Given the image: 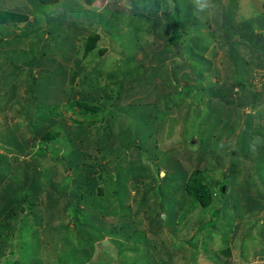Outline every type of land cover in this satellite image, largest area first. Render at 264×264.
I'll use <instances>...</instances> for the list:
<instances>
[{"label":"rangeland","instance_id":"1","mask_svg":"<svg viewBox=\"0 0 264 264\" xmlns=\"http://www.w3.org/2000/svg\"><path fill=\"white\" fill-rule=\"evenodd\" d=\"M223 1L226 3L225 6H227L229 0ZM238 1L236 12H234L235 23L237 25H241L243 20L245 21L246 19L257 21L255 20L256 15L264 13V0ZM189 3H197V0H185V5ZM43 6L45 14L40 12L36 16L33 14V7L28 1H20L15 6L12 0H0V9L15 10L20 14H28V18L24 21L17 20L6 24L10 26L7 30L12 32V34L8 33V35L4 36L2 32L0 33V38L2 39L0 40V66H2L0 67V141L5 138L10 140L18 139V141L23 142L26 135L32 136L31 126L24 130L21 129L24 119L27 118L28 120L32 115L35 116H32L35 119L39 108L43 107L41 105H52L60 101V99L62 103H65V105L61 106L60 110L66 115V118H69V125L76 126V122L73 119L85 120L84 114H78L79 112L76 113L70 110L69 101L71 93L67 89H63L66 87L71 88V91L82 89L84 75L92 71L98 61L103 66L100 92L105 95L104 98L110 96L114 100L116 95L113 90H116L118 87L117 82L123 78L122 75L124 76L126 72L135 71V68L139 65L138 62L141 59L143 60V58L145 60L144 54L148 55L145 61V68H148L159 59L155 55L166 52V39L157 38L154 41L146 35V39H143L144 45L142 51L144 52L137 54L138 62L135 60L131 65L121 68L122 53L119 48L114 50L111 43V35L102 32L94 51L90 55H84V46L88 40V36L103 30H90L91 25L96 23L93 20L96 19V21L101 22L104 19L110 23L122 22L124 14H121L120 11H129V8L132 6V0H93L91 4L86 0H55L53 2L48 1ZM55 17H57V20L50 21V19ZM224 17L223 13L213 10V12L207 13L206 16L199 13L197 18L186 24L189 34H185L184 38H188L196 32L205 36L214 35L205 53L208 58L213 60L212 67L206 72L205 79L200 82L195 81L194 78L197 77L196 71L200 68L198 67V63H192L196 68L190 69L193 73L191 76L192 80L187 82L182 79L178 87V90L183 91V85L193 86L191 93L198 100L194 99L195 101H193L192 96L187 97L183 93L174 94V88L162 87L164 86L162 79L155 80L148 92L140 93L133 98L141 102H154L160 94L165 95L166 100H168V94L171 98L174 94L177 98H180V96L184 97L185 100L183 104H174L171 100L169 103L162 101L155 116L152 115L148 118L155 127L158 125L157 120L161 119L159 122L162 125H159V129L157 128L159 133L156 134L154 132L156 130H151L148 123V127L143 128L144 132L140 133L139 137V140L145 141L138 142V144H145L146 142L149 145L154 144L155 137H158L160 149H177L161 153L157 148L156 156L162 154L160 156L161 161L157 163L144 156L140 161V164L142 163L140 167H151L152 176L150 180L145 179V182L152 183L155 190L149 191L148 188L145 189L141 192L142 194L145 193L144 201H138L136 204L132 203L133 216H131L130 220L134 221L138 231L136 230V233L133 229H130V231L134 239L139 240L141 238L139 242L140 246L146 247L145 245L149 242L148 244L151 246L149 247L150 250L141 253L137 250V253L141 254L137 257L134 253L136 251L134 250L133 252L130 249L128 251L130 259L123 256V254V258L114 261L113 264H127V262L129 264H220L223 260H229L232 264H253L255 262L264 264V135L258 133V130L264 126V100H260L256 105H253L254 103H251L252 97L240 93L238 86L235 85V75L232 74L234 63L231 64L229 60L227 61L229 59L227 53L229 44H226L225 47L222 39L223 32L226 31L223 25ZM189 18L186 21H189ZM66 19L67 21L64 24V20ZM91 20L92 22H90ZM33 23L35 25L31 26ZM249 23L251 22L248 21L247 24ZM122 25L121 33L129 30L127 24L124 25L122 23ZM221 27L223 31H219ZM1 28L6 30L7 27L1 26ZM47 30L51 36L49 40V44L52 45L51 51L56 52V54L41 61L46 65H53V68H47V72L44 75L40 78H34L29 70L32 68L31 64L26 63V60L30 57L24 54V49L28 50L26 47L27 43H29L27 36L29 35V38L32 40L36 33L45 32L44 38H46L49 33ZM24 31L30 34L27 35ZM261 31L264 32V30ZM187 41L190 42V40ZM117 45L116 43L114 46ZM247 45L248 43L241 46L240 53L249 62L245 67L249 73L247 75L248 79L253 84V90L256 89L257 91L264 92V55L258 52L256 48L248 50ZM100 49H104V51L101 52ZM133 49L131 47L127 49V52ZM75 52L76 55L69 62L68 69L69 72L75 73V79L71 81L70 74L67 75L65 81L61 76L52 79L51 72L54 75L57 74L56 71L63 72L55 64L58 61L61 62L63 59L68 62L67 58L70 59ZM35 53L36 51L34 53L31 51L28 54ZM174 53V49L167 52V54H172L173 58H180L178 53ZM25 66L29 69L24 70ZM34 70L37 74L39 69L35 68ZM190 70L188 68L184 69L189 74L191 73ZM237 76L240 77L239 74ZM58 78L62 83L55 81ZM10 80H13V82H10ZM136 86H141V84ZM14 87L18 98L17 100L14 98L9 100L17 105L16 111L11 109L10 102L6 99L2 100L3 98L1 97L2 93L9 94ZM232 87H234L233 92L229 91ZM214 88L215 90H226L227 92L225 91L223 94L217 93L211 97L209 93L212 94ZM186 89L189 90V88ZM227 95L229 96L228 99L225 98ZM84 97L85 95L83 94L82 98L84 99ZM242 97H246L248 101V104L245 106L239 104ZM25 102L27 105L23 108ZM197 102L200 103L196 106L195 111L192 107L190 109V105L194 103L193 106H195ZM22 103L24 104L22 105ZM20 106L22 107L19 109ZM117 108H113L111 103H108L107 109L100 113V117H103L104 114L108 118L111 117L106 120L105 125L111 126L115 130L120 128L125 131L126 126L128 134L133 136L132 139H135L137 137L135 135L136 131L130 130V126L137 124L133 108L130 107L128 113L123 110V104L121 103H119ZM111 110L113 111L110 114ZM187 111L189 116L185 115V118L182 114L187 113ZM147 113L150 114L151 112L147 111ZM164 114H166L165 117ZM249 114H254L252 137L250 136L251 130L247 127L250 122L248 121ZM110 120L114 121L110 124L108 123ZM102 122L98 120L97 124L93 123L90 126V132L88 133L91 146L90 143H87L84 148L89 152H93L94 156H99L100 152L96 145V140L98 139L96 129ZM249 130L250 133L248 134ZM62 132L55 141L56 143H54L56 146L62 148L61 155L68 153L72 148L69 145L68 135H66L64 130ZM98 135L107 137V140H102V146L105 147L106 142L109 145L112 142V139L108 135V130L103 128L102 134ZM45 145L43 144V147ZM117 145L115 146V150L111 149L114 153L121 150L126 151L120 144ZM1 146L3 145L0 144ZM16 150L21 155L22 151ZM119 153H122L123 158L125 157L123 151ZM127 153L126 159L114 160L116 169L121 174L125 172L121 166L136 169L138 164L134 161L135 158L133 159L132 155H130V151H127ZM41 154L40 150H35L34 153H27L23 157L30 164L36 163L38 165V159L43 157ZM53 154L57 155L58 153H54L53 150L51 152L47 151L46 156L41 159L49 168H53L58 162L56 159H53ZM103 155L105 156L104 159L100 158L101 155L98 157L99 162L102 164L113 156V154H109V150L108 154ZM127 159L129 160L127 161ZM26 161L23 163H27ZM158 164L164 167L160 176L157 173ZM57 167L61 168L60 165ZM12 168L15 169V166ZM60 168H58L60 174L57 175V179L60 180L61 175L64 173L75 178L73 171L65 170L62 173ZM186 168L189 170H202L201 178L205 179V182L209 183L214 189V202L211 206L212 209L205 210L197 203L198 206L190 207L186 217L181 218V211L179 213L175 211L185 203V193L182 191V188L184 178L187 175ZM167 172L173 175L172 179L165 180L163 178ZM131 175L134 177L136 172L131 173ZM106 179H108V175L103 173V176L99 179V185L97 184L95 188L96 192H85L83 199H86L87 202L81 203L82 209L86 206L82 212L91 210V207L93 211H99L110 205L109 199L111 198L110 191L112 188L109 186L110 182H107ZM152 179L155 181H152ZM221 184H223V191L227 188V193H222V197L217 192V188ZM117 186V184H113V188H117ZM141 186L144 187L143 184ZM100 187L104 191L103 194L98 193ZM129 187L130 183L123 187L124 191L122 193H126ZM116 199L119 201L117 203L118 211L110 212L105 218L108 226L115 225L118 222V218L123 216V212L119 211L123 208V203H127L126 199L121 194L119 195V193ZM61 201L67 200L61 199ZM161 201H164L163 207L166 209L168 219H165L166 213L161 216L165 224L162 225L160 221L159 224L162 225V229L158 230L156 227L155 229L152 227L154 223L150 219L153 217V214L149 206L160 207ZM171 201L176 204V207L170 209ZM138 206L145 207L140 213L141 218H138L136 215V207ZM216 207H221V209H217ZM85 215L84 218L88 219L89 214ZM217 218L219 222H217ZM214 221L216 223L215 227H213ZM79 223L77 222V226L80 227ZM203 224L206 226H203ZM42 228L48 229L46 226H42ZM42 228L41 230L43 231ZM70 230V232L77 235V240L81 241L69 249L66 246V248L61 250H53L55 243L52 246L48 243L44 246L46 247L45 249L40 250L37 246H34V240L28 237L27 240L31 241L30 246L33 247L23 250L25 253H20L21 264H78L83 262V259L86 260V264H104L98 258L100 257V251L103 249L109 251L108 246L114 245L113 239L109 237L110 235H107L106 232L103 233V236L99 235V240L94 243V247H91V244H88V241H82L84 237L79 235L81 232H84L83 230H78L74 227ZM96 234L94 237H96ZM42 238L48 239L49 236L44 235ZM65 239V235L62 236L61 242H65ZM133 244L134 240L127 241L128 247ZM228 245L231 248L230 255H226L222 251ZM133 247L136 246L133 245ZM125 251L122 250L121 252L124 253ZM50 254L52 255L47 256ZM28 256H35L37 258L34 259ZM93 260L94 262L92 263Z\"/></svg>","mask_w":264,"mask_h":264},{"label":"trees","instance_id":"2","mask_svg":"<svg viewBox=\"0 0 264 264\" xmlns=\"http://www.w3.org/2000/svg\"><path fill=\"white\" fill-rule=\"evenodd\" d=\"M12 1L15 6L16 4H19L20 1H28V3L33 7V14L37 16V13L40 12L45 14L43 5H46V2H53L55 0ZM86 1L90 4L93 3V0ZM206 2H209L207 3L208 6L202 10L198 3H189L185 5V0H132V6L129 8V11H120L121 14H124V16L122 15V22L110 23L104 20V17L102 18L103 21L101 22L96 21V19H92L93 22L95 21L96 23L91 25L90 30H103H100L99 33L96 32L88 36V40L84 46V55H90V53L94 51L98 41L101 38L102 32L111 35V43L114 50L119 48L120 52L122 53L123 57L121 64L122 66H120L121 68L131 65V63H134L135 60L138 62L137 54H139V52H144L142 51L144 45L143 39H146V35L151 37L154 41L157 38L166 39V52L163 54L161 52L160 54L155 55V57H158L159 59L148 68H145V61L148 58V55L144 54L145 60L143 58V60L141 59L138 62L139 65L135 68V71L126 72L124 76L122 75L123 78L117 82L118 87L116 90H113L116 95L114 100L110 96L104 98L105 95L100 92V88L102 86L101 78L103 77V66H101L100 61H98L97 65L92 69V71L84 75L82 79V89L73 91L70 90L71 88L69 89L67 87L63 89H67V91L71 93V98L69 101L70 110H73L76 113L79 112L78 114H84V117H86L85 120L73 119V121L76 122V126L69 125V118H66V115L60 110L61 106L65 105V103H62L60 99V101H57L52 105H41L43 107L39 108V112H37L35 119L32 117L34 115L29 117L28 120L24 117L25 119L21 129L24 130L31 126L32 136L26 135V138L23 142L18 141V139H1L0 144L3 146L0 147V264H21L20 253H25L23 250L33 247L30 246L31 241L27 240L28 237H31L34 240V246H37L40 250L43 248L45 249L46 247L44 246L48 243L51 246L53 243H55L53 250H61L66 248V246L69 249L71 246L76 245L81 241L77 240L76 234L70 232V229L73 227L84 231L79 235H82L84 237L82 241H88L87 243L91 244V247H94V243L99 240V235L103 236L104 232H106L107 235H110L109 237L113 239L114 245L108 246L109 251H106V249L100 251V257L98 258L104 264H113L114 261H117L120 258L122 259L123 256L130 259V254H128L130 249L133 252L134 250L136 251L134 253L137 255V257L141 255L137 253V250H139L140 253L148 252L150 250L149 247L151 246L148 244L149 242L145 245L146 247L140 246L139 242L141 238L139 240L134 239L130 231V229H133L135 232L138 229L135 227L134 221L130 220L131 216H133L132 203L136 204L138 201H144L145 193L142 194L141 192H143L145 189L148 188L149 191L155 190L152 183L145 182V179L150 180V177L152 176V171L150 169L151 167H143L147 170L143 169L140 167L142 165V163L140 164V161L144 156L147 159L149 158L151 161L154 160L157 163L161 161L160 156L162 155L156 156L157 148L161 153L171 150L175 151L177 149H160L158 146V137H155L154 144L149 145L146 144L147 142L145 144H138V142L145 141L139 140L140 133L144 132L143 128L148 127V123L150 124L151 130H156L154 131L156 134L159 133V125H162V123L159 122L161 119L157 120L158 125L155 127L150 122L151 120H148V118L152 115L155 116V113L159 110V106L162 104V101L169 103L171 100L174 104H183L185 98L181 96L180 98H177V96L174 94L183 93L187 97L192 96L193 101H195L194 99L197 98H195L191 93V88L193 86L183 85V91L178 90L181 80L184 79L187 82L192 80L191 76L193 73L191 70H193V68L196 69L192 63H198V67L200 69L196 71L197 77L194 79L197 82L203 81L205 79L206 72H208V70L212 67L213 63V60L208 58L205 53L208 50L214 35L211 34V36H205L196 32L190 35L188 38H184L185 34H189L186 28L187 22H191L193 19L197 18L199 13H201L203 16H206L207 13H210L211 11L213 12V10H217L218 12H221L225 15L223 25L226 28V31L223 32L222 39L225 47L226 44H229V48L227 50L229 59H227V61L229 60L231 64L234 63V66L232 67V69L234 68L232 70V74L235 75V85L238 86V91L240 93H243L245 96L252 97L251 103H254L253 105H256L260 100H264L263 91L252 89L253 84L248 79L249 77L247 75L249 73L245 68L249 62L240 53L241 46L248 43V50H253L256 48L258 52H261L264 55V32L261 31L264 30V13H259L256 15L255 20L257 21L246 19L245 21L243 20L241 25H237L235 23L234 12H236V7L239 3L238 0H229L227 6H225L226 3L223 0H206ZM73 8L76 10L75 7ZM27 15L28 14H20L15 10L0 9V25L7 27L5 30L0 26V33L2 32L4 36L8 35V33L12 34V32L7 30L10 26L6 24L17 20L24 21L28 18ZM188 17H190L189 21H186ZM51 20H57V17L50 19V21ZM92 20L90 22H92ZM66 21L67 19L64 20V24ZM248 21L251 23L247 24ZM195 22L197 21L195 20ZM122 23L129 26V30H127L125 33H121L120 31L123 27ZM33 25H35V23L31 24V26ZM257 29H259V31H257ZM219 31H223L222 27ZM24 32H26L27 35L30 34L27 33V31ZM44 33H36L32 40L28 35L27 40L29 43L26 45L28 50L24 49L25 56L27 54V56L30 57L28 60H26V63H30L32 66L30 69L26 68L27 66H25L24 70L29 69L34 78H40L47 72V68H53V65H46L41 61L42 59H48L51 57V55L55 56L56 54V52L51 51L52 45L49 44V40L51 38L50 32L46 38H44ZM0 40L2 39L0 38ZM187 40H190V42ZM116 43L118 45L114 46ZM131 47L134 49L130 52H127V49ZM171 49H174L175 53H178L180 58H173L172 54H167V52L171 51ZM31 51H33V53L36 51V53L28 54ZM100 51L103 52L104 49H100ZM75 55L76 52L71 56L70 59L67 58L68 62L63 58L61 62L58 61V63L55 65L59 66L63 72L56 71L57 74L55 75L51 72V78L53 79L54 77L61 76L65 81L67 75L70 74L71 81H73L75 79V73H71V71L69 72L68 69L69 62L73 60ZM35 68L39 69L37 74L34 70ZM186 68L189 70L192 68L190 70L191 75L184 71ZM238 74L240 77L237 76ZM113 77H115V75H113ZM157 79H162L164 81V86L162 87H170L175 89L172 98L168 94V100H166L164 97L165 95L163 96L160 94L158 99H156L154 102H141L140 100L138 101L133 99L140 93L148 92L152 84H154V81H158ZM55 81L62 83L59 78ZM10 82H13V80H10ZM134 84H141V86H136ZM85 87H87V89H85ZM186 88H189V90ZM233 88L234 87L229 89V91H232ZM3 91L5 92V90ZM225 91L217 89L215 90L214 88L212 90L213 93H209V95L212 97V95H216L217 93L223 94ZM83 94L85 95L84 99L82 98ZM228 95L225 98L228 99ZM1 97L3 98L2 100L6 99L8 102H10L11 109L16 111L17 105L9 100L11 98L17 100L18 98L15 93V87L11 89L9 94L2 93ZM127 100H129V102H127ZM108 103H111L115 109H118L117 106L119 103L123 104V110L127 113L130 107L133 108V114L136 115L137 124L130 126V130L136 131L135 135H137V137L135 139H132L133 136L128 134L126 126L125 131L120 128H118V131V129L115 130V128L105 125L106 120L110 119L111 117L108 118V116L105 114L103 117H100V113L107 109ZM199 103L200 102H197L195 106H193V103L190 105V109L193 108L195 111V108ZM23 104L24 103H22V105ZM239 104L242 106L247 105L248 101L246 100V97L240 98ZM26 105L27 103L25 102L23 108L26 107ZM21 107L22 106H20L19 109ZM146 110L151 113L148 114ZM112 111L113 110L110 111V114ZM188 111L187 113L182 114V116H189ZM165 115L166 114H164V117ZM253 119L254 114H249L248 121L250 122L247 127L251 130V137L253 135ZM98 120L103 121L102 124H100V126L96 129L98 136L96 145L98 146L100 152L99 156H94L93 152H89L84 148L87 143H90L88 133L90 132L89 128L93 123L97 124ZM143 120L144 122H142ZM113 121L114 120H110L108 123L111 124ZM103 128L108 130V135L112 139L110 145L107 142L105 143V147L101 145V142L102 140H107V137L105 138L103 135H98L102 134ZM244 128L246 127L244 126ZM63 130L65 131L66 135H68L67 137L69 138V145L72 146V148L68 153L61 155L60 152L62 148L56 146L54 143H56L55 141L57 138L61 135V133H63ZM250 130L248 131V134L250 133ZM258 133L264 135V126L258 130ZM134 140L136 141L134 142ZM43 144L46 145L43 147ZM117 144H120L122 148L126 149V151L121 150L125 153V157L128 155L127 151H130V155H132V158L136 159H134V161L138 163L136 169L121 166V168H123L125 171L124 174H121L119 171H117L114 160L126 159L125 157L123 158V155H121L122 153H119L121 151L114 153V151L111 150H115V146H118ZM16 149L22 151L21 155L18 154ZM35 150H40L43 157L46 156L47 151L51 152V150H53L54 153L57 152V155L53 154L52 156L53 159L58 161L57 165L53 168H49L46 163L41 161L43 157L38 159V165L36 163L30 164L29 161H26L25 157L23 156L27 155V153H34ZM108 150L109 154H113V156L107 159V162L104 164L100 163L98 157L101 155L100 158L104 159L105 156L103 154H108ZM128 160L129 159H127V161ZM25 161L27 163H23ZM58 165H60L61 168L57 167ZM10 166H15V169H11ZM162 166L163 165H159L157 169L159 176L162 172V169H164ZM58 168L62 170V173L65 172V170L73 171L75 178H72L66 173H61L62 175L60 180L57 179V175L60 174V170ZM135 172L136 175L132 177L131 173ZM186 172L187 175L184 178L182 188V191L185 193V203H183V205L175 211L176 213L181 211V218L186 217L190 207H195L197 203L205 210L211 208L214 202V189L209 183L205 182V179L201 178L202 170H189L186 168ZM103 173L108 175V179H106V181L110 182L109 186L112 188L110 191L111 198L109 199L110 205H107V207L99 211H93L91 207V210L82 212L86 206L82 209L81 203L87 202L86 199H83L85 192H96L95 188L97 187V184L99 185V179L103 176ZM99 174L100 176H98ZM163 178L165 180L169 178L172 179L173 175H170V173L168 174L167 172ZM152 181L155 180L152 179ZM128 183H130V187L126 193H122V191H124L123 187L128 185ZM113 184H117L118 189L113 188ZM142 184L144 187L141 186ZM103 192L104 191H102V188L100 187L98 193L103 194ZM217 192L222 197V193H227V188L223 191V184H221L217 188ZM118 193L126 199L127 203L125 204L122 202L123 208L119 211L123 212V216L118 218V222L115 225L108 226L106 224L107 221L105 218L110 214V212H115V210L118 211L117 203L119 201L116 199ZM61 199L67 201L62 202ZM163 202L164 201L160 202V207H152L151 205L149 206V208L152 209L149 210H151V213L153 214V217L150 219L151 222L154 223V226H152L154 227L153 229H155V227L158 230L162 229V225L165 224L163 218L161 217L163 214L166 213L165 219H168L166 209L163 207ZM173 207H176V204L171 201L170 209ZM144 208L145 207L142 206L136 207V215L138 218H141L140 213ZM216 208L221 209V207ZM85 214H89L88 219L84 218L86 216ZM160 221L162 225L159 224ZM77 222H82L79 223L80 227L77 226ZM217 222H219L218 218ZM42 226H46L48 229L42 228ZM203 226L206 225L203 224ZM215 226L216 223L213 224V227ZM96 232L98 233L96 234ZM95 234L96 237H94ZM44 235L49 236V238H42ZM64 235L66 239L65 242L62 243L61 238ZM39 240H41V242H39ZM68 240H70V242H68ZM128 240H134L133 245H135L137 248L133 247V245L128 247ZM100 244L102 245V243ZM122 250L126 251L122 253ZM222 251H224V254L226 255L231 254V248L229 245ZM51 255L52 254L47 256ZM28 257L34 259L37 258L35 256ZM93 262L94 260L92 263ZM222 263L232 264L229 260H223L220 264ZM78 264H86V260L83 259V262ZM127 264L129 263L127 262ZM253 264L259 263L255 262Z\"/></svg>","mask_w":264,"mask_h":264},{"label":"clouds","instance_id":"3","mask_svg":"<svg viewBox=\"0 0 264 264\" xmlns=\"http://www.w3.org/2000/svg\"><path fill=\"white\" fill-rule=\"evenodd\" d=\"M197 3L199 4V7L202 10L208 6L206 0H197ZM253 148H254V145H253Z\"/></svg>","mask_w":264,"mask_h":264}]
</instances>
